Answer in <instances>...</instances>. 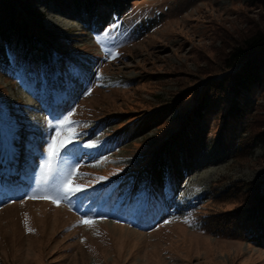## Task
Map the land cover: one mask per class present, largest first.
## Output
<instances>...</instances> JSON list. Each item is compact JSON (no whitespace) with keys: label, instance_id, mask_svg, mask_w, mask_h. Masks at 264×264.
I'll list each match as a JSON object with an SVG mask.
<instances>
[{"label":"rangeland","instance_id":"374dc122","mask_svg":"<svg viewBox=\"0 0 264 264\" xmlns=\"http://www.w3.org/2000/svg\"><path fill=\"white\" fill-rule=\"evenodd\" d=\"M30 4L63 79L57 96L0 70V107L12 117L0 133V264H264V61L261 79L238 87L241 64L226 59L264 31V0ZM69 114L78 135L43 184L49 137ZM71 172L81 191L70 199H29ZM137 177L157 181L152 194L129 195H145L134 209L115 204ZM112 183L110 201L98 192Z\"/></svg>","mask_w":264,"mask_h":264},{"label":"trees","instance_id":"16d2710c","mask_svg":"<svg viewBox=\"0 0 264 264\" xmlns=\"http://www.w3.org/2000/svg\"><path fill=\"white\" fill-rule=\"evenodd\" d=\"M15 0H0V70L5 74L12 76L23 82L24 84L36 79H40L42 83H48L51 86V90H57L56 95L60 94V88L57 81H61L63 78L60 76L61 70V58H58V54L53 46L49 43L47 38L38 36L37 32L33 30V14L36 13L34 10H30L32 6L30 3L33 0H21V3L16 4ZM91 2V1H90ZM28 4V5H26ZM90 6V4H89ZM86 8V6L84 7ZM91 10V8H89ZM35 15V14H34ZM35 29V28H34ZM47 47V52L49 51L48 64L43 61L44 51L39 47L44 45ZM260 56V60L264 61V31L262 29H257L251 35L245 38L244 42L240 45L234 46L230 51L229 56L226 58L227 65L229 67H234L237 64H241L238 72L231 75L238 84V87H246L253 80H260L261 74L259 73V63L256 60ZM264 63V62H263ZM264 65V64H262ZM224 81H221L222 83ZM224 85V84H223ZM48 92V88L44 89ZM57 95V96H58ZM45 104V103H44ZM12 117H8L3 109L0 107V130L1 135L4 136V128L6 125L11 123ZM33 140H31L32 142ZM30 141H27L28 146H31ZM114 145V144H113ZM112 147V144H102L98 148L100 152L105 151L107 148ZM108 149V150H109ZM158 170V180L168 183L172 175L165 169L168 165L162 159L159 161ZM4 184V181H2ZM157 181L146 178L137 177L129 185H127L128 194L126 196L118 199L115 204H128L127 207L134 209L137 205H140L146 199H143L145 195H142L136 199H129V195L134 192L146 189L149 195L152 194V187ZM154 184V186L152 185ZM132 185V186H131ZM7 186L8 193L11 196L18 195L19 190L13 188L8 182L5 184ZM116 183L109 184L103 187L98 193L103 198L105 196L110 197V201L114 198L116 192H111L116 189ZM150 188V189H149ZM169 191V187L167 188ZM149 197V196H148ZM124 200V203L122 202Z\"/></svg>","mask_w":264,"mask_h":264},{"label":"snow or ice","instance_id":"6c2138e0","mask_svg":"<svg viewBox=\"0 0 264 264\" xmlns=\"http://www.w3.org/2000/svg\"><path fill=\"white\" fill-rule=\"evenodd\" d=\"M115 58V55H113ZM71 115L63 117L59 120L58 124L55 126V135L49 137V143L47 145V158L43 161L42 173L40 176V181L43 184H46L52 177L54 172V165L58 158L61 155V152L68 148V145L72 144L73 140L78 135L74 129L71 128V125L76 122L71 119ZM76 146L73 145V149ZM86 148L95 147V142L88 143L84 145ZM115 173H113L114 175ZM78 175L76 172L69 173L60 184L54 186V193L47 194L37 197L31 196L29 199H47L50 200L54 205L59 206L62 199H70L72 196L76 195L77 192L81 191L79 185H75L72 182L73 176ZM104 179H107L105 177ZM188 222L187 220L185 221ZM81 224H86L91 226L94 221L91 219H81L79 221ZM25 225H27V219L25 220ZM27 231H33L31 228H27Z\"/></svg>","mask_w":264,"mask_h":264}]
</instances>
